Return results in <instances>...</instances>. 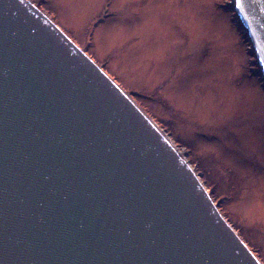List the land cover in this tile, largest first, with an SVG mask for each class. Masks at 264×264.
Segmentation results:
<instances>
[{"label": "water", "instance_id": "water-1", "mask_svg": "<svg viewBox=\"0 0 264 264\" xmlns=\"http://www.w3.org/2000/svg\"><path fill=\"white\" fill-rule=\"evenodd\" d=\"M264 83V0H241ZM188 153L30 0H0V264H262Z\"/></svg>", "mask_w": 264, "mask_h": 264}, {"label": "rangeland", "instance_id": "rangeland-1", "mask_svg": "<svg viewBox=\"0 0 264 264\" xmlns=\"http://www.w3.org/2000/svg\"><path fill=\"white\" fill-rule=\"evenodd\" d=\"M30 1L191 150L221 213L264 264V91L227 2Z\"/></svg>", "mask_w": 264, "mask_h": 264}, {"label": "trees", "instance_id": "trees-1", "mask_svg": "<svg viewBox=\"0 0 264 264\" xmlns=\"http://www.w3.org/2000/svg\"><path fill=\"white\" fill-rule=\"evenodd\" d=\"M225 1L227 2V6H225V9L227 11L231 12L233 14V16L236 18V14L233 11V5L231 4L230 0H225ZM38 6L41 8V5H38ZM42 8H43V6H42ZM234 21H235V23L238 26V30L240 32V35L242 36V42L245 45V43L248 42V41H246L247 40L246 39V34L243 32L244 28H243L242 24L240 23V21H238L237 19L234 20ZM251 76L255 77L259 81L258 83L260 84V87L264 91V83L260 80V75L258 74V72L251 73ZM189 151L190 152L188 153V157H190V160H192L194 162V159H191L192 158V156H191V150H189ZM210 195L212 196V199H214V201H216V202L218 201L217 196L212 191H210ZM217 206H218L219 210L221 212H223V209H222V206L223 205H222V202L221 201L217 203ZM234 228H235V230L237 229V227H235V225H234ZM240 236H242V235L240 234ZM242 238L244 240V237L243 236H242ZM244 241L248 244L249 247H251V245L246 240H244Z\"/></svg>", "mask_w": 264, "mask_h": 264}, {"label": "built area", "instance_id": "built-area-1", "mask_svg": "<svg viewBox=\"0 0 264 264\" xmlns=\"http://www.w3.org/2000/svg\"><path fill=\"white\" fill-rule=\"evenodd\" d=\"M246 41H248L247 43H248V45H249V50H248V52L253 56V58H254V60L253 61H250V62H252V64H256L257 62H256V58H255V53L253 52V48H252V46H251V44H250V41H249V39H248V36L246 37Z\"/></svg>", "mask_w": 264, "mask_h": 264}, {"label": "snow or ice", "instance_id": "snow-or-ice-1", "mask_svg": "<svg viewBox=\"0 0 264 264\" xmlns=\"http://www.w3.org/2000/svg\"><path fill=\"white\" fill-rule=\"evenodd\" d=\"M235 2H236V7H240L241 6V0H235Z\"/></svg>", "mask_w": 264, "mask_h": 264}]
</instances>
